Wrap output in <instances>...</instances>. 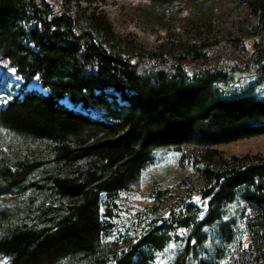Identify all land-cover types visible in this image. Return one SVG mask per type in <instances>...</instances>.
Masks as SVG:
<instances>
[{
	"label": "trees",
	"instance_id": "16d2710c",
	"mask_svg": "<svg viewBox=\"0 0 264 264\" xmlns=\"http://www.w3.org/2000/svg\"><path fill=\"white\" fill-rule=\"evenodd\" d=\"M252 4L264 30V0ZM97 18L85 27L66 0H0V58L48 91L22 89L0 111V197H15L0 205L2 264H152L178 229L189 234L175 264H215L189 262L209 241L226 244L228 264H264V157L214 148L264 134V41L243 45L245 58L229 40L188 57L115 52ZM183 147L200 150L206 209L180 204L109 239V198L139 188L153 152Z\"/></svg>",
	"mask_w": 264,
	"mask_h": 264
},
{
	"label": "rangeland",
	"instance_id": "374dc122",
	"mask_svg": "<svg viewBox=\"0 0 264 264\" xmlns=\"http://www.w3.org/2000/svg\"><path fill=\"white\" fill-rule=\"evenodd\" d=\"M66 1L71 12L85 27L92 28L89 17L93 14L106 24L109 29L107 47L115 52L185 57L194 50H202L215 42L229 40L243 52L241 55L245 58L247 53L242 50L243 45L257 43L261 46L264 41L263 25L252 4L255 0ZM33 27L34 23H30L26 26V31L29 32ZM230 65L227 63V66ZM24 83V79L10 66L9 61L0 58V111L13 98L20 96L22 89L43 95L48 93L37 78L28 84ZM107 93L115 95L119 104H124L118 93L110 89ZM59 103L93 118L100 117L96 111L74 107L67 98L59 100ZM214 148L226 156L250 154L264 157V134L220 144ZM199 153L200 150L191 147H183L179 152L167 149L153 152L152 160L143 167L139 188L109 198L112 199L109 207L112 208L113 217L104 220L112 227L109 239L120 234H138L150 221L159 222L168 216L170 210L179 208L180 204L191 203L205 210L207 201L202 199L201 192L206 184L197 170L201 165L196 163ZM160 192L163 194H159ZM157 194L162 198L158 200ZM10 198L0 197V205L11 204ZM102 198L104 201L108 199L105 195ZM11 199L15 200V197ZM17 205L24 206L22 200ZM244 208H247V219H250L252 210L245 203L241 204L240 209ZM104 209L102 206V214ZM241 216V213L233 215L238 222L235 225L240 230L237 239L245 238L248 243L247 220L241 219ZM188 234V231L178 229L173 234V240L163 251L157 253L152 264H175L187 243ZM192 244L195 245L194 240ZM225 247L226 244L209 241L201 250L196 247L189 262L195 263L198 260L228 264ZM2 263L5 261L0 257V264Z\"/></svg>",
	"mask_w": 264,
	"mask_h": 264
}]
</instances>
